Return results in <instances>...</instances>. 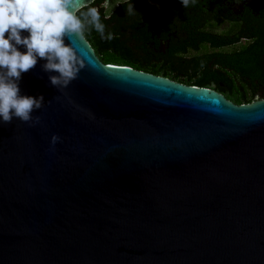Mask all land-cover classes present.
Segmentation results:
<instances>
[{
    "label": "water",
    "instance_id": "95a60500",
    "mask_svg": "<svg viewBox=\"0 0 264 264\" xmlns=\"http://www.w3.org/2000/svg\"><path fill=\"white\" fill-rule=\"evenodd\" d=\"M65 45L85 63L67 88L43 59L21 74L40 123L0 117V264H264V99Z\"/></svg>",
    "mask_w": 264,
    "mask_h": 264
},
{
    "label": "trees",
    "instance_id": "16d2710c",
    "mask_svg": "<svg viewBox=\"0 0 264 264\" xmlns=\"http://www.w3.org/2000/svg\"><path fill=\"white\" fill-rule=\"evenodd\" d=\"M106 1L95 0L78 12L98 8L104 36L87 25L84 37L104 64L216 89L237 105L264 99V0H194L187 8L180 0H127L111 14L97 6ZM131 4L146 9L128 15ZM150 6L152 13L162 10L173 40L179 36V22L185 21L191 45L173 42L166 53L159 46L153 49L156 23L144 17ZM220 25L225 29L215 31ZM109 33L111 40L106 38Z\"/></svg>",
    "mask_w": 264,
    "mask_h": 264
},
{
    "label": "clouds",
    "instance_id": "9594fccd",
    "mask_svg": "<svg viewBox=\"0 0 264 264\" xmlns=\"http://www.w3.org/2000/svg\"><path fill=\"white\" fill-rule=\"evenodd\" d=\"M180 2L187 8L194 0ZM84 6L81 0H0V117L4 123L10 124L13 117L26 123H40V117L34 119L32 113L44 106V97L21 96L19 87L21 74L33 69L38 58L47 61L43 65L45 72L59 73L49 76L57 89L67 88L78 78L85 63L71 45H65V37L82 39L87 25L101 36L105 33L98 8L88 7L78 15ZM107 6V2L101 5ZM127 13H136L133 4L128 6ZM25 31L30 35L22 37ZM106 38L111 40L113 36L109 33ZM17 46H25L26 54ZM60 140L53 135V147Z\"/></svg>",
    "mask_w": 264,
    "mask_h": 264
},
{
    "label": "flooded vegetation",
    "instance_id": "af4514ba",
    "mask_svg": "<svg viewBox=\"0 0 264 264\" xmlns=\"http://www.w3.org/2000/svg\"><path fill=\"white\" fill-rule=\"evenodd\" d=\"M105 3L106 2L102 3L101 5H103ZM120 4L119 3L117 4L118 6H116L115 10L119 7ZM101 5L98 4L97 6L101 7ZM102 8L106 11V8L105 7H102ZM240 8H243L242 5L240 6ZM134 9H135V11H142V10H145L146 7H145V5L141 6V5L138 4L137 7L134 8ZM148 10H149V14H145L144 17H147L149 19V21H151L153 19L154 24L156 23L155 28H154V31L152 33L153 36H152L151 47L153 49H158L157 46H159L160 47V52L166 53L171 48V45H172L173 42L187 43V47H189L191 45L190 44L191 43V40H190L191 33L188 32L185 29V27H186L187 24L184 23L185 22L184 21V18H183V21L184 22H179V25H180L179 36H177L175 38V40H173L172 39V34L171 33H168L169 26L166 25V23H168V20H167V18H165L163 16L162 10L156 11V13H152L151 6L149 7ZM114 11H112L111 13H113ZM111 13H108V14H111ZM180 19H182L181 16H180ZM151 27H152V25H150V29H151ZM156 34H157V36L155 37ZM213 90H216V89H213ZM216 91H218V90H216Z\"/></svg>",
    "mask_w": 264,
    "mask_h": 264
},
{
    "label": "rangeland",
    "instance_id": "374dc122",
    "mask_svg": "<svg viewBox=\"0 0 264 264\" xmlns=\"http://www.w3.org/2000/svg\"><path fill=\"white\" fill-rule=\"evenodd\" d=\"M124 1H127V0H107V7H106V11L107 13H111L112 11L115 10L116 6H118L117 4L119 3H122ZM216 30L215 31H218V32H221L225 29V26L224 25H220V26H217L215 28Z\"/></svg>",
    "mask_w": 264,
    "mask_h": 264
}]
</instances>
